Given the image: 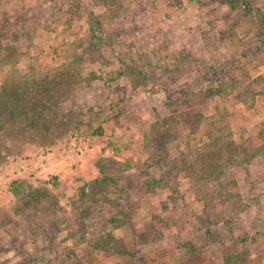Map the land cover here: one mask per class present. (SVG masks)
I'll use <instances>...</instances> for the list:
<instances>
[{
	"label": "rangeland",
	"instance_id": "1",
	"mask_svg": "<svg viewBox=\"0 0 264 264\" xmlns=\"http://www.w3.org/2000/svg\"><path fill=\"white\" fill-rule=\"evenodd\" d=\"M246 1L0 0V85L79 74L64 135L0 129V264H264V0ZM210 151L227 172L197 181Z\"/></svg>",
	"mask_w": 264,
	"mask_h": 264
},
{
	"label": "trees",
	"instance_id": "2",
	"mask_svg": "<svg viewBox=\"0 0 264 264\" xmlns=\"http://www.w3.org/2000/svg\"><path fill=\"white\" fill-rule=\"evenodd\" d=\"M233 1L240 4L247 14L251 13L252 8L246 0ZM96 36L100 37L98 34ZM60 74L61 78L57 77V75H47L38 78L32 77L22 82L5 81L0 85V129L9 131L11 136L13 133L16 134L17 137H11V142L48 143L53 142V139L67 132V119L63 116L61 105L64 97L70 94L74 86L79 82V74L73 69L62 70ZM90 75L95 77V74ZM160 144L157 149H165L162 142ZM208 145L214 146L215 139H211ZM210 152H207L202 157L199 154V162H189V169L193 168V170L188 175H191L197 181H221L223 179L222 175L227 171L222 170L221 165L214 161L213 151ZM258 155V153L249 154L246 160L243 161L230 159L227 165L231 167L248 164ZM205 156L209 158V161L204 158ZM211 156L213 157L211 158ZM112 162L115 163L114 160ZM196 165H198V168L194 170ZM97 166L100 175L87 184L91 195L89 197L92 199L103 197L104 201L110 200V195L118 197L121 194L118 177L113 173L107 172L104 165L99 163ZM159 182H162L159 178H150L147 183L152 188L153 185H157ZM18 186L17 184V188H13L15 195L19 194ZM29 187L30 191L27 197L31 201L39 200L42 195H46V188ZM86 189V187H82L83 191H86ZM113 220L111 219L110 222ZM110 240L113 243L118 242V239L115 238H110ZM108 244L109 241L106 246ZM109 248H114L116 249L114 251L124 253V250H119L116 246L109 245ZM244 259V253H241L224 256L223 261L226 264H237L239 262L243 264Z\"/></svg>",
	"mask_w": 264,
	"mask_h": 264
},
{
	"label": "built area",
	"instance_id": "3",
	"mask_svg": "<svg viewBox=\"0 0 264 264\" xmlns=\"http://www.w3.org/2000/svg\"><path fill=\"white\" fill-rule=\"evenodd\" d=\"M80 150V149H79Z\"/></svg>",
	"mask_w": 264,
	"mask_h": 264
}]
</instances>
